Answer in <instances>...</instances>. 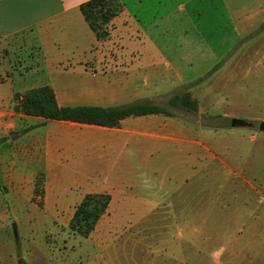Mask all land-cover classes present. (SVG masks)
I'll return each instance as SVG.
<instances>
[{
    "label": "crops",
    "instance_id": "1",
    "mask_svg": "<svg viewBox=\"0 0 264 264\" xmlns=\"http://www.w3.org/2000/svg\"><path fill=\"white\" fill-rule=\"evenodd\" d=\"M87 1L0 0V39L24 36L31 51L16 74L0 75V197L29 205L40 187L43 211L60 214L86 195H108L84 238L95 250L85 258L91 264H263L264 161L250 151L255 144L264 155V133L245 137L246 127L230 126L243 118L227 111L243 46L223 52L217 32L245 5L229 13L225 0H119L109 37L97 42L79 11ZM175 28H191L195 39L171 40ZM218 62L202 82L188 73ZM42 87L59 108L162 107L181 91L197 110L131 116L109 128L15 109V96Z\"/></svg>",
    "mask_w": 264,
    "mask_h": 264
},
{
    "label": "rangeland",
    "instance_id": "2",
    "mask_svg": "<svg viewBox=\"0 0 264 264\" xmlns=\"http://www.w3.org/2000/svg\"><path fill=\"white\" fill-rule=\"evenodd\" d=\"M225 1L228 4L229 13L231 10L239 9L241 4H244V9H247L241 19L238 17L233 18L232 21L229 20L226 28L225 23H221L220 27L223 28L217 31L222 34L220 45L223 52L227 48L230 49L231 45L242 43L241 46H243L244 67L241 73L238 71L240 83L229 88L231 91L228 92V97L232 101L227 103V111H237L242 114L243 118L234 120H248V126L242 130L245 131L246 137L249 133L257 132V125L261 122L252 121L254 120L252 116L257 114L264 118V30L253 32L255 27L264 25V0H259V5L254 7L253 3L247 5V2L251 0ZM170 34L172 35L170 39L177 42L195 39L191 28L187 29V34L180 28H175ZM201 36L203 37L202 34ZM25 39L24 36L7 41L0 39V75L16 74L20 61L27 60L30 56L31 51L25 48L27 45ZM217 39H219L218 36ZM202 40L208 43L205 37ZM223 52L218 56H222ZM219 64V62L209 64L212 66H207L205 69L195 66L188 73L193 74V77L198 76L196 83H199L216 70ZM180 95L181 91L174 96ZM235 98L239 101L234 102ZM261 105L262 107H258ZM162 107L169 114L180 116L188 111L166 103H163ZM238 129L243 127L238 126ZM251 147L253 151L257 148L255 144H251ZM253 151H250V154L254 159L264 161V155L260 151L254 153ZM246 152L245 147V154ZM3 191L4 188L0 186V193ZM40 193V187H37L36 197L29 205L14 204L12 206L8 199L0 197V264H91L85 261V258L88 256L90 259L95 250L91 248L88 240L73 235L68 227L74 210L60 214L45 213L39 197ZM198 200L203 199L198 198ZM241 203L249 204L251 200H239L238 204ZM102 220L106 221V218ZM12 224L17 227V242L13 238ZM139 251L138 248L131 246V253H139Z\"/></svg>",
    "mask_w": 264,
    "mask_h": 264
},
{
    "label": "trees",
    "instance_id": "3",
    "mask_svg": "<svg viewBox=\"0 0 264 264\" xmlns=\"http://www.w3.org/2000/svg\"><path fill=\"white\" fill-rule=\"evenodd\" d=\"M122 9L123 6L119 0H89L79 6V11L97 42H102L109 37V24L122 12ZM15 101V109L26 116L41 117L47 121H70L109 128L119 126L121 120L131 116L151 114L171 116L163 107L151 104H132L108 109L59 108L49 87L30 90L20 98L15 96ZM168 104L193 112L197 110V103L191 100L188 92L172 97ZM3 140L0 139V143ZM109 201L110 197L106 194L86 195L75 207L69 222L68 227L71 233L81 238H87L105 214Z\"/></svg>",
    "mask_w": 264,
    "mask_h": 264
},
{
    "label": "water",
    "instance_id": "4",
    "mask_svg": "<svg viewBox=\"0 0 264 264\" xmlns=\"http://www.w3.org/2000/svg\"><path fill=\"white\" fill-rule=\"evenodd\" d=\"M230 126L232 128H234V127H238V126L245 127V126H248V125L244 121H239V120L231 119ZM257 130L259 132H261V133H264V122L258 123ZM16 230H17L16 225L15 224H12V234H13V238L17 242V231Z\"/></svg>",
    "mask_w": 264,
    "mask_h": 264
}]
</instances>
